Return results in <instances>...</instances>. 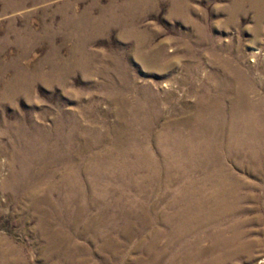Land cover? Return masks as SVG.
Returning <instances> with one entry per match:
<instances>
[{
	"label": "rangeland",
	"instance_id": "374dc122",
	"mask_svg": "<svg viewBox=\"0 0 264 264\" xmlns=\"http://www.w3.org/2000/svg\"><path fill=\"white\" fill-rule=\"evenodd\" d=\"M256 13L244 0H0V264H169L196 239L168 246L210 206L211 187L197 184L207 172L174 181L114 164L151 129V143L183 130L178 120L203 96H223L229 110L219 84L238 89L241 72L264 113ZM225 167L239 186L228 198L241 209L235 220L262 240L254 259L218 264H258L263 178L236 160Z\"/></svg>",
	"mask_w": 264,
	"mask_h": 264
},
{
	"label": "bare ground",
	"instance_id": "6f19581e",
	"mask_svg": "<svg viewBox=\"0 0 264 264\" xmlns=\"http://www.w3.org/2000/svg\"><path fill=\"white\" fill-rule=\"evenodd\" d=\"M244 1H249L256 7L258 21L263 22L264 0ZM243 78L246 77L242 72L236 78L238 89L230 87L232 85L229 79L220 81L219 87L232 94L229 110H226V98L223 96H203L195 105L193 118L174 121L183 130L178 129L172 133L169 131L166 139L157 137L151 143L155 136L151 129L146 133L145 144L132 141L128 143L130 148L120 152L126 161L129 155L132 156V164H127L124 160H121L124 162L120 165L114 164L122 175L164 176L174 181L182 175L207 172L197 184L202 189L207 185L211 187L210 195H202L204 199L211 198L210 209L206 204L196 208L194 219L198 221L194 220V225L183 223L180 226L181 233L169 237L168 246L182 243L192 231L201 232V236L185 240L169 264H207L204 261L209 256L212 257V263L218 264L245 255L254 259L257 253L259 240L262 239L249 238L260 231L249 228L252 223L250 220H235L241 209L236 202H228V198L233 196L236 199L239 186L233 182L232 172L225 167L228 161L236 160L240 167L251 169L264 181L263 107L261 103L250 99L247 87L242 83ZM158 116L156 113L155 117ZM153 123L155 119L151 125ZM68 188V177L64 176L58 190L66 191ZM201 188L199 191H202ZM32 194L36 195V192ZM202 212L208 218H204ZM204 240L209 241L208 247L202 245ZM258 264H264V259Z\"/></svg>",
	"mask_w": 264,
	"mask_h": 264
}]
</instances>
